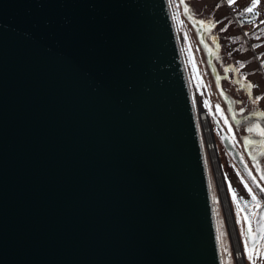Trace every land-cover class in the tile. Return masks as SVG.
<instances>
[{
	"label": "water",
	"instance_id": "obj_1",
	"mask_svg": "<svg viewBox=\"0 0 264 264\" xmlns=\"http://www.w3.org/2000/svg\"><path fill=\"white\" fill-rule=\"evenodd\" d=\"M192 97L169 0H0V264H221Z\"/></svg>",
	"mask_w": 264,
	"mask_h": 264
},
{
	"label": "rangeland",
	"instance_id": "obj_2",
	"mask_svg": "<svg viewBox=\"0 0 264 264\" xmlns=\"http://www.w3.org/2000/svg\"><path fill=\"white\" fill-rule=\"evenodd\" d=\"M169 2L173 10L197 110L201 107L207 111L206 114L213 123L214 132H217L215 123H219L222 130L230 131L228 116L222 108V102L218 97L212 75L205 62L195 28L184 13L185 6L189 9L187 13L195 20H210L215 23V27L210 30L205 25V37L211 45V40L215 41L217 53L214 62L219 74L223 76V87H226L230 92L232 91L233 93H231L235 98L242 100L241 107L243 109L264 110V27H262L264 25V0H260L251 13L244 12V9L252 6V0H235V3L232 4H229L227 0H169ZM243 13H247L244 21L242 20ZM225 28V31H221ZM241 63H243V67H240ZM226 68L229 70L225 71ZM235 69L239 70L236 71ZM248 83L254 85L250 90L241 86ZM257 97H260V99H257ZM217 105H219V111ZM208 108L211 109V112ZM212 137L213 147L215 148L214 153L220 162L219 166L223 174L225 189L229 196L233 218H235L237 241L240 243L244 254L243 263L251 264V261L247 259V253L244 250V238L241 235V229L245 226L240 211L241 197H238L240 202L233 199V194L237 197L240 192L237 191L239 190L236 182L237 178L216 139L217 136L213 134ZM214 198L216 199L217 229L221 252L228 264H236L233 258L235 249L233 248L223 207L219 200L217 187L214 188ZM238 218L239 223H237ZM256 264H258L257 261Z\"/></svg>",
	"mask_w": 264,
	"mask_h": 264
},
{
	"label": "flooded vegetation",
	"instance_id": "obj_3",
	"mask_svg": "<svg viewBox=\"0 0 264 264\" xmlns=\"http://www.w3.org/2000/svg\"><path fill=\"white\" fill-rule=\"evenodd\" d=\"M224 89L233 99V108L237 116L255 111L254 109H243V107H241L242 100L235 98L232 94L233 92L231 91V93L226 87H224ZM224 105L225 104L222 102V108H225ZM241 109H243V111H241ZM208 110L211 112L210 108H208ZM262 111L264 112V110ZM227 120L228 125L230 126V131L227 132L222 130L219 123H215L217 128L216 133L214 132L213 123L212 126L210 125L212 127L211 130L212 133L217 136L216 139L228 158V161L231 164L230 167H232L235 177L237 178L236 182L239 189L237 191L240 192L238 193V196L236 197L235 195V197L237 201H239L238 197H241L240 209H243V211H241L243 220L244 217L247 216L248 220L251 221V226L254 232H257V235H259L257 231V220L260 218V215L264 214V192L261 191V189L264 188V178H262L264 177V154H261L264 153V144L259 143V141L264 140V137L259 136L256 132L250 133L247 131V129L254 124H259L256 121L243 125H235L229 118ZM259 125L264 128L263 125ZM245 137H247L248 140L253 141V143H249ZM253 156L256 157L255 160L253 159ZM253 177L255 180H253ZM248 188H251L252 192H249ZM253 195L256 196V200L252 199ZM257 201L261 204L260 209L255 207ZM244 225L243 229L246 232L248 221L244 220ZM243 238L244 242L246 239L248 240L249 246L251 247L253 241L247 236H243ZM255 243L259 247L264 245V240H257ZM257 262L258 264H264V260H261L260 258H257Z\"/></svg>",
	"mask_w": 264,
	"mask_h": 264
},
{
	"label": "bare ground",
	"instance_id": "obj_4",
	"mask_svg": "<svg viewBox=\"0 0 264 264\" xmlns=\"http://www.w3.org/2000/svg\"><path fill=\"white\" fill-rule=\"evenodd\" d=\"M172 13H173V10H172ZM178 34V33H177ZM179 37V36H178ZM180 39V38H179ZM212 41V45L209 44L211 47H215L216 48V53H217V47L215 46V41L211 40ZM216 56V55H215ZM215 64V62H214ZM223 79V77H222ZM222 79H221V87L223 89V91L231 98L230 102H231V105L233 104V99L232 97L225 91L224 87L222 86ZM216 89V87H215ZM216 92L218 94V97L219 99L221 100V102H223L225 105H224V111L227 113V116L228 118L231 120L230 118V115H229V112H228V106H227V103H225L219 96V93L216 89ZM193 95V94H192ZM192 100H193V106H194V109H195V114H196V122H197V125H198V131H199V136H200V144H201V149L203 151V157H204V164H205V167L207 169V177H208V181H209V185H210V189H211V193L212 195H214V188L217 187L218 188V192H219V200L221 202V205L223 207V211H224V214H225V217H226V222H227V225H228V228H229V232H230V237H231V240H232V243H233V248L235 250H240L241 254L243 255V251L240 247V243H238L237 241V232H236V226H235V218H233V214H232V210L230 208V204L228 202V196H227V193H226V190H225V186H224V183H223V177H222V171L220 169V166H219V161H218V157L217 155L214 153L215 151V148L212 147V142H213V133H212V123L208 117V115L206 114V110L201 108L197 110V105H196V102H195V99L194 97H192ZM233 107V105H232ZM264 113V112H263ZM233 115L235 116V118H238L240 117L241 115L237 116L236 113H235V110L233 108ZM262 117H260V119H253L247 123H240V124H235V125H243V124H248V123H251L253 121H256L258 122L259 124L263 125L264 126V116L263 118L261 119ZM231 122L233 123V121L231 120ZM234 124V123H233ZM211 125V126H210ZM217 157V158H216ZM213 198V197H212ZM216 199L214 198L213 199V204H214V212H215V221L217 223V211H216ZM218 241H219V235H218ZM219 243V242H218ZM219 246H220V243H219ZM228 256H229V253H228ZM220 259H221V264H227V261L224 260V257H223V253L221 252V248H220ZM244 264V263H242Z\"/></svg>",
	"mask_w": 264,
	"mask_h": 264
},
{
	"label": "snow or ice",
	"instance_id": "obj_5",
	"mask_svg": "<svg viewBox=\"0 0 264 264\" xmlns=\"http://www.w3.org/2000/svg\"><path fill=\"white\" fill-rule=\"evenodd\" d=\"M227 2L229 4H232V3H235V0H227ZM260 0H252V6L251 7H248V8H245L244 9V12H247V13H251L253 12L254 8L256 7L257 4H259ZM189 9L187 8V6H185V12H188ZM199 24L201 26H207V28L210 30L211 28L215 27V23L213 21H199ZM225 29H221V31H225ZM215 39V38H214ZM243 63L240 64V67H243ZM229 69L226 68L225 71H228ZM236 71H238L239 69H235ZM242 87H246L248 88L249 90L254 87V85H252L251 83H248V84H242L241 85ZM257 99H260V97H257ZM217 110L219 111V105H217ZM241 111H243V109H241ZM254 115L258 114V115H261V116H264V113H253ZM248 132L252 133V132H256L259 136L261 137H264V128L260 127L259 124H254L252 127H249L247 129ZM246 140H248L247 137H245ZM249 143H253V141L251 140H248ZM259 143L261 144H264V140H261L259 141ZM261 154H264V153H261ZM253 159L255 160L256 157L253 156ZM264 178V177H262ZM253 180H255V178L253 177ZM248 191L249 192H252V189L251 188H248ZM262 192H264V188L261 189ZM233 199H236L235 197V194H233ZM253 200H256V196L253 195L252 197ZM255 207L257 209H260L261 208V204L257 201V203L255 204ZM240 211H243V209H240ZM244 220L245 221H248V228H247V231L245 232V230L242 228L241 229V235L242 236H247L249 239H251L253 241L251 247L249 246V242L248 240L246 239L245 242H244V250L245 252L247 253V259L249 261H251V264H256V261H257V258H260L261 260H264V245H261V246H257V244L255 243V241L257 240H264V214L260 215V218L257 220V226H258V233L259 235H257V232H254L252 226H251V221L248 220V217L245 216L244 217ZM239 218L237 220V223H239ZM227 251V249H226Z\"/></svg>",
	"mask_w": 264,
	"mask_h": 264
},
{
	"label": "built area",
	"instance_id": "obj_6",
	"mask_svg": "<svg viewBox=\"0 0 264 264\" xmlns=\"http://www.w3.org/2000/svg\"><path fill=\"white\" fill-rule=\"evenodd\" d=\"M212 147H213V144H212ZM233 258H234L236 264H242L243 263V255L241 254L240 250H235V252L233 253Z\"/></svg>",
	"mask_w": 264,
	"mask_h": 264
},
{
	"label": "trees",
	"instance_id": "obj_7",
	"mask_svg": "<svg viewBox=\"0 0 264 264\" xmlns=\"http://www.w3.org/2000/svg\"><path fill=\"white\" fill-rule=\"evenodd\" d=\"M246 14H247V13H243V14H242V20H243V21L246 20V18H245V17L247 16ZM262 27H264V25H262Z\"/></svg>",
	"mask_w": 264,
	"mask_h": 264
}]
</instances>
